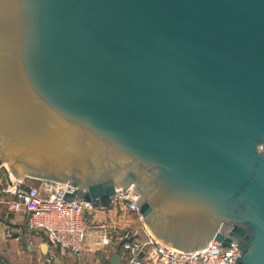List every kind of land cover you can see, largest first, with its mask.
I'll return each instance as SVG.
<instances>
[{
    "label": "water",
    "instance_id": "water-1",
    "mask_svg": "<svg viewBox=\"0 0 264 264\" xmlns=\"http://www.w3.org/2000/svg\"><path fill=\"white\" fill-rule=\"evenodd\" d=\"M0 160L264 264V0H0Z\"/></svg>",
    "mask_w": 264,
    "mask_h": 264
},
{
    "label": "built area",
    "instance_id": "built-area-1",
    "mask_svg": "<svg viewBox=\"0 0 264 264\" xmlns=\"http://www.w3.org/2000/svg\"><path fill=\"white\" fill-rule=\"evenodd\" d=\"M41 186L29 184L28 179L21 183L14 182L9 169L0 160V196L7 203L8 216L22 215L25 219L24 230L29 234L30 247L32 238L38 234L45 238L48 254L44 255V264H52V250L60 255L78 254L82 251L88 235L86 214L94 215L97 208L90 202L80 198L68 201L66 196L74 194L77 188L70 183L42 181ZM139 192L134 186L127 190L122 188L113 198L141 222V207L138 204ZM102 209V208H100ZM94 221H90L92 224ZM10 233V227H7ZM144 233L145 238H140ZM106 233L105 245L111 244V238ZM22 233L16 236L20 240ZM113 252L119 257L118 264H236L241 251L239 245L231 242L224 246L216 239L212 240V251L208 252H178L163 246L146 225L140 229H125Z\"/></svg>",
    "mask_w": 264,
    "mask_h": 264
},
{
    "label": "rangeland",
    "instance_id": "rangeland-1",
    "mask_svg": "<svg viewBox=\"0 0 264 264\" xmlns=\"http://www.w3.org/2000/svg\"><path fill=\"white\" fill-rule=\"evenodd\" d=\"M29 184L33 186H41L43 182L29 180ZM113 214L114 217H111ZM94 215H98L95 219ZM87 213L86 218L88 221V229L90 230V221H96L95 224L106 225L103 229L105 233L111 232L113 239L120 240L125 229H140L142 232L145 222H141L135 215L121 206L118 201L107 208L97 209L94 213ZM13 221V216L7 214V203L5 199L0 196V224L3 227V235L0 236V264H44L43 253L39 247L41 240L34 242V246L30 247L29 234L26 233L24 228L22 229V237L20 240H16V231L13 229L10 221ZM112 220L116 221V225ZM6 226L5 230L4 227ZM10 227V233L7 230ZM118 227V228H116ZM123 227V228H122ZM144 233L140 234V238H145ZM119 242V241H118ZM60 257L54 253V260L52 264H55L57 260L55 257Z\"/></svg>",
    "mask_w": 264,
    "mask_h": 264
},
{
    "label": "crops",
    "instance_id": "crops-1",
    "mask_svg": "<svg viewBox=\"0 0 264 264\" xmlns=\"http://www.w3.org/2000/svg\"><path fill=\"white\" fill-rule=\"evenodd\" d=\"M94 216L95 219L98 218V215H94ZM111 217H114L113 214L111 215ZM24 221L25 219L22 215L13 216V221L12 220L10 221L12 226L15 227L13 229L16 231V236L18 234H21V231L24 227ZM95 222L91 224L83 249L80 253L76 255L67 254L65 256H62L54 250L51 251L53 255L54 253H56L58 256H60L59 258L57 256L55 257V260H57L55 264H112L111 263L112 259L115 256H117L114 254L113 250L117 245V243L120 242H118V240L113 239V235L110 232L108 234L109 235L108 237L111 238V244L105 245L103 240H106L107 237L103 229L106 227V225L95 224ZM112 222H114L116 225L115 220H112ZM5 228L6 226L4 227V230ZM3 233H4L3 227L0 224V236H2ZM32 240L34 242H38L39 240H41V243L39 244V247L41 249V247L44 244L43 242L45 241V238L42 235L36 234L32 238Z\"/></svg>",
    "mask_w": 264,
    "mask_h": 264
},
{
    "label": "bare ground",
    "instance_id": "bare-ground-1",
    "mask_svg": "<svg viewBox=\"0 0 264 264\" xmlns=\"http://www.w3.org/2000/svg\"><path fill=\"white\" fill-rule=\"evenodd\" d=\"M4 163H5L6 167L8 168L7 162H4ZM8 169H9V168H8Z\"/></svg>",
    "mask_w": 264,
    "mask_h": 264
},
{
    "label": "flooded vegetation",
    "instance_id": "flooded-vegetation-1",
    "mask_svg": "<svg viewBox=\"0 0 264 264\" xmlns=\"http://www.w3.org/2000/svg\"><path fill=\"white\" fill-rule=\"evenodd\" d=\"M39 182H42V181H39Z\"/></svg>",
    "mask_w": 264,
    "mask_h": 264
}]
</instances>
